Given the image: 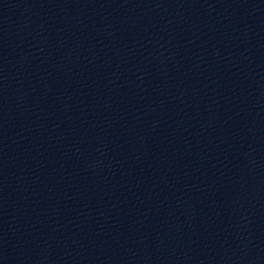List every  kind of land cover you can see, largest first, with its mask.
<instances>
[{
	"label": "water",
	"instance_id": "water-1",
	"mask_svg": "<svg viewBox=\"0 0 264 264\" xmlns=\"http://www.w3.org/2000/svg\"><path fill=\"white\" fill-rule=\"evenodd\" d=\"M0 264H264V0H0Z\"/></svg>",
	"mask_w": 264,
	"mask_h": 264
}]
</instances>
